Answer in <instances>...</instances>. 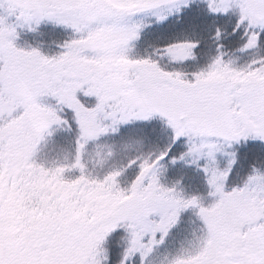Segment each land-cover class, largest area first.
<instances>
[{
	"label": "snow or ice",
	"instance_id": "snow-or-ice-1",
	"mask_svg": "<svg viewBox=\"0 0 264 264\" xmlns=\"http://www.w3.org/2000/svg\"><path fill=\"white\" fill-rule=\"evenodd\" d=\"M0 264H264V0H0Z\"/></svg>",
	"mask_w": 264,
	"mask_h": 264
}]
</instances>
